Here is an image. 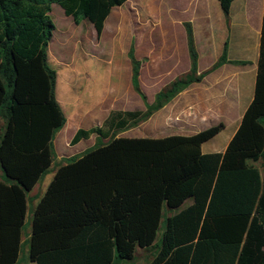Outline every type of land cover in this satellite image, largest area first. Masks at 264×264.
<instances>
[{
	"label": "trees",
	"instance_id": "obj_1",
	"mask_svg": "<svg viewBox=\"0 0 264 264\" xmlns=\"http://www.w3.org/2000/svg\"><path fill=\"white\" fill-rule=\"evenodd\" d=\"M127 0H0V264L18 262L27 193L54 157L53 140L66 117L56 99L57 73L47 47L57 4L76 25L87 20L99 39L115 7ZM229 18L233 0H216ZM190 69L165 85L151 104L139 84L131 46V84L144 111H111L100 125L78 129L75 146L95 144L59 166L31 218L33 264H115L150 247L162 207L186 208L166 219L149 264H264V0L254 95L223 153H202L218 124L193 135L117 137L146 122L193 83L198 73L191 25L184 23ZM101 140H107L101 144Z\"/></svg>",
	"mask_w": 264,
	"mask_h": 264
},
{
	"label": "crops",
	"instance_id": "obj_2",
	"mask_svg": "<svg viewBox=\"0 0 264 264\" xmlns=\"http://www.w3.org/2000/svg\"><path fill=\"white\" fill-rule=\"evenodd\" d=\"M129 1L127 0L123 5L112 9L104 23L101 36L99 39L96 38L97 40H101L105 32L111 30L115 23L123 19L121 10L127 7ZM139 1L142 6L150 1L152 11L160 20V25L155 26L156 28L151 26L155 36L153 46L143 48L144 38L141 36L138 40L136 32L139 29L133 27L132 32L136 38L132 39L127 51V57L118 59L119 57L117 58L118 55L115 53L99 56V59H101L99 60L100 65L105 68V72L113 80H111L112 82L109 84L108 89L103 92L98 101L93 100L94 104H92L91 113L99 116L96 125H100L111 111L145 110V108L142 109L141 107L143 101L131 84V63L128 57L131 46L134 48L136 60L140 62L139 84L148 104L154 101L155 95L165 85L189 71L190 59L184 27V23H189L198 53V73H202L212 67L221 57L224 47L228 62L208 73L201 82L188 86L162 109L155 112L146 123H151L155 119L160 118L171 125V127L187 129L184 125L190 124L193 126L192 129L199 131L218 124L223 125L221 130L223 131L231 123V139L254 95L259 38L258 42L255 41L252 45L253 47H250L244 37L246 35L244 27L252 28L258 36L260 35L263 0H233L228 20L224 17L216 0H197V6L191 15L183 18L171 17L172 22L175 23L172 28L163 24V3L159 4L163 0ZM208 5L213 6L215 9L214 18L207 12ZM241 13H243L244 18L248 19V23L239 24L238 30L233 32L230 40V31L234 30L235 27L233 23H229L231 22V16ZM89 26L91 33L95 35L94 29L90 24ZM59 87V81L56 80V99H58V104L66 117L70 108L63 102ZM147 88L152 91V96L146 93L145 89ZM73 117L76 118V116ZM73 117L72 119L74 120ZM74 123L77 130L83 129L80 128L83 122L74 120ZM92 127L94 126L91 125L85 129ZM171 133L190 134L191 132H185L184 130ZM230 139L222 142L216 151L212 153H223ZM203 145L201 147L202 153L210 154L209 150L204 151ZM30 192L27 194H30ZM30 264L33 263L30 262Z\"/></svg>",
	"mask_w": 264,
	"mask_h": 264
},
{
	"label": "rangeland",
	"instance_id": "obj_3",
	"mask_svg": "<svg viewBox=\"0 0 264 264\" xmlns=\"http://www.w3.org/2000/svg\"><path fill=\"white\" fill-rule=\"evenodd\" d=\"M196 1L197 0H163V2H159V4L163 3L162 14L164 26L173 27L175 24L171 19L173 16L175 18H183L191 15L197 6L198 2ZM216 7H218L217 4ZM207 12L214 18L215 9L213 6L208 5ZM121 15L123 19L115 23L111 30L105 32L101 40H97L95 35L91 33V28L87 20L81 21L80 24L76 25L71 17L64 15L59 5H51L49 16L54 23L55 31L47 47L48 62L57 73L62 100L70 108V111L66 116L67 122L65 126L54 137L53 145L55 153L48 172L41 177L33 191L27 194V213L22 227L19 256L16 264H30L28 252L32 211L39 199L43 196L55 171L59 166L66 163V159L80 156L85 150L92 148L95 144V136L93 135L75 146L70 145V140L77 130L74 120L83 122L82 125H80V128L83 129L91 125L96 126L99 116H95L91 113L92 104H94V101H98L103 92L108 89L109 84L112 82L111 80H113L110 78L111 76L105 72V68L100 65L99 60L101 59H99V56L115 53L118 55V59L127 57V51L132 39L136 38L132 32L133 27L139 29V31L136 32L138 40L141 36L144 38L145 43L143 48H150L153 46L155 36L151 26L156 28L155 26L160 25V20L158 16L154 14V11H152V4L150 1L142 6L139 0H130L127 7L122 8ZM229 23H233L235 26L234 30L230 31L229 38L231 40L233 32L238 30L239 24L248 23V19L243 17V13L238 15L233 14L231 16V22ZM244 32L246 34L244 35L245 40H247L250 47H253V43L255 41L258 42V34L252 28L246 27H244ZM145 90L148 95L152 96V91H150V89L147 88ZM141 107L142 109L145 108L144 103H142ZM73 116H76V118ZM145 123L146 122L140 124L138 127L121 132L117 137L160 138L172 135H191L199 132V130L192 129L193 126L190 124L184 125L187 129L171 127V125L160 118L155 119V121L151 123ZM231 127V123L228 124L226 129L217 134L211 141L204 144V151L209 150L212 153L216 151L222 142L229 140L232 132ZM184 130L185 132L191 133H171L182 132ZM106 142L107 140L100 141L101 144H105ZM0 180H5L1 170ZM191 203L192 200L189 199L176 210H169L163 205L159 229L153 244L144 249L136 248L132 261L116 262L115 264H149L160 247L161 235L164 230L166 219L186 208Z\"/></svg>",
	"mask_w": 264,
	"mask_h": 264
}]
</instances>
